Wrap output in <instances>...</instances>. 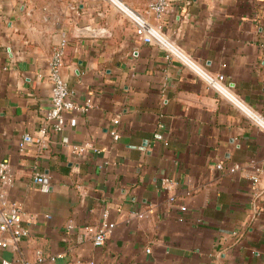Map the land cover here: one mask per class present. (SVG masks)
Returning <instances> with one entry per match:
<instances>
[{"label": "crops", "instance_id": "0c3cea01", "mask_svg": "<svg viewBox=\"0 0 264 264\" xmlns=\"http://www.w3.org/2000/svg\"><path fill=\"white\" fill-rule=\"evenodd\" d=\"M107 1L58 12L0 0V162L13 179L0 191L29 232L1 235L0 264H264V132L145 43L134 10ZM160 24L200 70L224 75L235 99L264 114V0H171ZM62 41L72 98L91 107L65 113L57 134L49 62ZM43 127L48 140L21 151ZM105 212L115 228L96 247Z\"/></svg>", "mask_w": 264, "mask_h": 264}, {"label": "built area", "instance_id": "2783aa9c", "mask_svg": "<svg viewBox=\"0 0 264 264\" xmlns=\"http://www.w3.org/2000/svg\"><path fill=\"white\" fill-rule=\"evenodd\" d=\"M171 5V0H152L149 4L146 14H137L132 17V21L136 26L137 35L145 43H156L161 48L168 52L169 58L177 59L182 63L186 64L193 71H195L201 77V70L197 65L170 39H168L162 32V26L160 21L162 17L168 12ZM154 19V22L151 20ZM67 47V42L62 41L54 50L53 55L49 62V78L52 83V93H51V103L52 107L47 114V120L53 123L52 132L62 133L66 127L67 121L65 118V113L70 111H80L88 112L91 107L90 101L85 106H79L75 103L72 98L73 93L69 90L68 84L63 77L62 69L65 65V50ZM218 78L225 81L224 75H216ZM202 78V77H201ZM207 84V83H206ZM210 88L211 85L207 84ZM240 109L244 111L243 105H240L238 99L233 98L231 100ZM251 118H256L254 115ZM40 137L36 138L31 134L25 135L21 142V151L32 144H44L48 140L49 131L46 127L40 129ZM114 140H118L120 135L117 132L111 133ZM218 169H222L223 165L219 164ZM239 167L232 170L235 172ZM45 177L38 175L35 178V182L41 184L42 190L44 192L49 191V186L45 182ZM13 181L11 173L9 171V161L3 160L0 162V182L3 185H9ZM166 184L170 182L165 181ZM142 217L143 215H139ZM23 213L17 205H10L6 203L3 193L0 191V247L6 248L8 242L2 238L1 235L9 234L14 240L20 238L29 237V232L23 228ZM115 225L108 221V213L103 214V222L100 228L96 231L94 235V245L96 247H103L106 243L107 237L112 233ZM51 260H54L52 258ZM39 262H43L44 258L39 254ZM1 264H13L10 261L4 260ZM19 264H27L26 262H21Z\"/></svg>", "mask_w": 264, "mask_h": 264}, {"label": "clouds", "instance_id": "9594fccd", "mask_svg": "<svg viewBox=\"0 0 264 264\" xmlns=\"http://www.w3.org/2000/svg\"><path fill=\"white\" fill-rule=\"evenodd\" d=\"M198 63L197 61H193ZM201 68V77L202 83H207L211 85V90L215 92L221 100L225 103H230L234 97L238 96V93L235 91V84L226 83L222 79L218 78L214 72L208 70L207 67L200 65ZM240 105L245 106L244 111L241 112V115L247 114V116H255L256 118L250 119V123L257 130L264 132V118H261L262 115L254 108V106L247 103L242 97L240 98ZM234 109L239 111V107L233 105ZM251 113V115H249Z\"/></svg>", "mask_w": 264, "mask_h": 264}, {"label": "rangeland", "instance_id": "374dc122", "mask_svg": "<svg viewBox=\"0 0 264 264\" xmlns=\"http://www.w3.org/2000/svg\"><path fill=\"white\" fill-rule=\"evenodd\" d=\"M46 4V6H51L53 9H56L55 11H60V9L63 6H68L72 7L75 6L78 10L79 9V4L81 5H87L90 8L94 7V5H109L110 7L113 6L112 3L108 2L107 0H40ZM117 1V0H115ZM121 5H127L129 6L132 10H134L137 14L140 12L145 13L149 4L151 3L152 0H119ZM114 2V1H113ZM119 4V3H118ZM125 5V6H126ZM126 6V7H127Z\"/></svg>", "mask_w": 264, "mask_h": 264}, {"label": "water", "instance_id": "95a60500", "mask_svg": "<svg viewBox=\"0 0 264 264\" xmlns=\"http://www.w3.org/2000/svg\"><path fill=\"white\" fill-rule=\"evenodd\" d=\"M172 1H177V0H172ZM79 36H93V33L90 31H87L85 29H82L79 31ZM144 147H146V143L144 144Z\"/></svg>", "mask_w": 264, "mask_h": 264}, {"label": "bare ground", "instance_id": "6f19581e", "mask_svg": "<svg viewBox=\"0 0 264 264\" xmlns=\"http://www.w3.org/2000/svg\"><path fill=\"white\" fill-rule=\"evenodd\" d=\"M132 16H133V17H135V16H136V14H133Z\"/></svg>", "mask_w": 264, "mask_h": 264}, {"label": "snow or ice", "instance_id": "6c2138e0", "mask_svg": "<svg viewBox=\"0 0 264 264\" xmlns=\"http://www.w3.org/2000/svg\"><path fill=\"white\" fill-rule=\"evenodd\" d=\"M249 115H251V113H249Z\"/></svg>", "mask_w": 264, "mask_h": 264}]
</instances>
